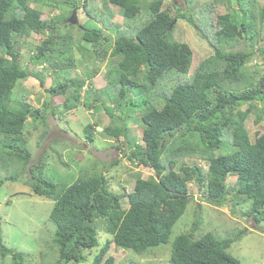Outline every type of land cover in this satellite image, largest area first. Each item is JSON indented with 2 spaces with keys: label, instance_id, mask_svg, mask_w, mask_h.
Returning a JSON list of instances; mask_svg holds the SVG:
<instances>
[{
  "label": "trees",
  "instance_id": "1",
  "mask_svg": "<svg viewBox=\"0 0 264 264\" xmlns=\"http://www.w3.org/2000/svg\"><path fill=\"white\" fill-rule=\"evenodd\" d=\"M32 1L0 0V165L20 163L25 171L31 158L24 135L28 119L44 124L47 113L57 110L46 100L36 106L23 99L11 106L14 87L31 77L43 87L51 75L53 83L45 91L63 97L62 113L77 104L92 112L102 108L110 118L102 133L129 149L125 154L129 161L153 171L147 177L135 174L129 192H113L100 172L59 188L44 178L41 159L31 163L27 167L31 189L53 200L48 218L55 226L54 264H126L106 256L110 241L139 255L167 243L192 198L189 182L193 181L207 202L223 205L234 191L239 203L249 201L244 214L264 221V132L251 140L246 126L253 109L255 122L264 120V67L257 77L246 72L257 52L264 60V47L254 48L264 35V0L257 7L256 0H233L237 8L230 6L231 0H213L226 2L228 10L211 18L213 12L208 16L202 7L198 20L192 13L193 0H185L190 8L185 11L172 1L175 14L162 8L163 0H67L69 15L82 8L90 19V7L97 6L107 16L89 26L80 23V41L90 43L83 48L89 58H116L107 65V83L98 95L92 79L99 68L72 75L74 25L68 16L58 13L45 19L41 9L30 5ZM49 4L61 5L53 0ZM110 5L118 7L124 26L111 25ZM179 19L198 29L212 50L192 71L190 45L172 38ZM31 34L42 42L33 47L26 64L19 41ZM240 39L251 41L250 48L227 49ZM130 121L137 122L136 131ZM96 125L97 121L89 122L82 128L90 141ZM231 176L235 183L230 187ZM199 224L193 221L190 231L172 240L171 264H241L227 251L231 239H218L211 232L195 238ZM99 230L110 238L101 242ZM0 255H11L13 264H22V254L8 248L1 233Z\"/></svg>",
  "mask_w": 264,
  "mask_h": 264
},
{
  "label": "rangeland",
  "instance_id": "2",
  "mask_svg": "<svg viewBox=\"0 0 264 264\" xmlns=\"http://www.w3.org/2000/svg\"><path fill=\"white\" fill-rule=\"evenodd\" d=\"M48 1L34 0L30 5L41 9L43 12L42 17L45 19H49L58 13L69 18V1L53 0V2H60L61 4L59 7L54 8L50 4L48 5ZM172 1L180 6L183 11L190 9L185 0H163L162 8L169 9L172 14H175L177 8L172 5ZM192 2V13L197 20L200 17L199 13L202 12V7H205V14H208V11L213 12L211 18L215 17L214 14H222L228 10L226 2H214L213 0H193ZM261 2L262 0H256L254 6L257 7ZM208 3H212L213 8L209 9L207 7ZM230 6L237 8V4L233 0H231ZM90 10L92 14L90 19L82 8L75 10L76 24L70 23L74 25L71 32L73 36L71 53L75 59L72 75H75V73L82 74V71L86 68L89 70L93 67L99 68L92 79L93 87L97 90L95 95H98V91L104 88L107 83L105 78L107 65L114 62L116 58H110L109 55H106L103 60L95 57L89 58L83 49L84 47L89 48L90 43L84 40L80 41V25L89 26L90 21H101L107 17L104 12H101V8L97 6L96 8L90 7ZM109 10L112 14L111 25L118 23L122 26L124 19L118 12V7L110 5ZM142 10L145 11L144 8ZM66 27L63 26L65 29H71V27ZM65 29H60V32L65 33ZM104 33L111 38L113 37L109 30H105ZM172 38L187 42L190 45L193 53L190 71L200 60L212 53L210 46L201 38L198 29L182 19L176 22ZM41 42L42 38L35 34L20 39L19 47L24 63H28V54L35 45ZM250 44L251 41L240 39L232 41L227 49L246 50L250 48ZM257 47H264V35L262 40L254 45L255 49ZM247 64V75L257 77L263 70L264 60L257 52ZM29 67L33 69L34 66L32 67L29 64ZM46 67L48 65L44 64L43 69ZM52 78L49 75L45 79L43 87L33 77L18 81L14 87L11 106H15L16 102L23 99L36 106L42 100H46L48 103L52 101L51 107L54 105L57 110L53 113H47L44 124L40 121L39 123H33L28 119L24 135L31 152V158L25 165V171L21 172L20 163L0 165V181L7 176L17 174L14 180L0 182V233L4 244L8 248H14L16 252L22 254V264H54L58 256L56 244L53 242L55 226L48 218L53 200L39 196L31 189L27 170L31 163L41 159L44 178L52 180L59 188L72 183L79 176L100 172L107 178L111 191L129 192L132 189L135 174L140 173L142 177H147L153 173L150 168L136 166L129 161L125 156L129 149L125 148V145L119 140L108 138L102 133V127L110 122V118L102 108L98 112H92V109L89 110L77 104L73 110H64L67 113H62L60 105L63 97L59 95L51 96L49 92L45 91L53 83ZM246 106L247 104L243 105L242 108ZM255 114L256 110L253 109L246 121L251 140H254L259 133L264 132V120L255 122ZM94 121H97V131L94 132V140L90 141L82 128L87 123ZM129 124L134 131L137 130V122L130 121ZM43 130L44 133L42 134ZM116 146L119 148H116ZM187 161L191 162L193 160L187 158ZM199 164L204 169L207 167V163L204 161H199ZM234 181V176L228 179L230 187L235 183ZM189 191L192 198L185 212L172 227L167 243L151 247L146 253L139 255L131 250L120 248L110 241L106 256H113L115 263L171 264L170 245L172 240L179 233L190 231L193 221L199 220L200 224L194 233L195 238L206 232H211L218 239L229 238L232 242L227 251L238 258L241 264H264V221L255 222L250 216L244 214V211L249 207V201L239 203L234 191H231L223 205L211 204L206 201L203 192L198 189L195 181L189 182ZM231 198L233 202L236 200L238 204H233L230 201ZM98 233L101 242L110 238L102 230H99ZM0 264H13L11 255L5 257L0 255Z\"/></svg>",
  "mask_w": 264,
  "mask_h": 264
},
{
  "label": "water",
  "instance_id": "3",
  "mask_svg": "<svg viewBox=\"0 0 264 264\" xmlns=\"http://www.w3.org/2000/svg\"><path fill=\"white\" fill-rule=\"evenodd\" d=\"M76 11L74 10L72 12V14L70 15V17L68 18V22L69 23H73V24H76Z\"/></svg>",
  "mask_w": 264,
  "mask_h": 264
},
{
  "label": "bare ground",
  "instance_id": "4",
  "mask_svg": "<svg viewBox=\"0 0 264 264\" xmlns=\"http://www.w3.org/2000/svg\"><path fill=\"white\" fill-rule=\"evenodd\" d=\"M77 20V19H76Z\"/></svg>",
  "mask_w": 264,
  "mask_h": 264
}]
</instances>
